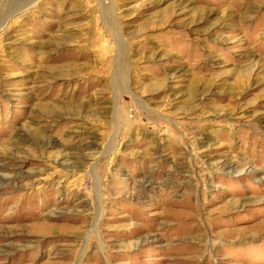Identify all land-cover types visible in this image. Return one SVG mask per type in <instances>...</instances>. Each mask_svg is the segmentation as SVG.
Masks as SVG:
<instances>
[{"label": "rangeland", "instance_id": "1", "mask_svg": "<svg viewBox=\"0 0 264 264\" xmlns=\"http://www.w3.org/2000/svg\"><path fill=\"white\" fill-rule=\"evenodd\" d=\"M0 264H264V0H0Z\"/></svg>", "mask_w": 264, "mask_h": 264}]
</instances>
